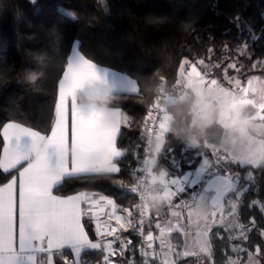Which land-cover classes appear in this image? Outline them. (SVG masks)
I'll list each match as a JSON object with an SVG mask.
<instances>
[{"label":"trees","instance_id":"16d2710c","mask_svg":"<svg viewBox=\"0 0 264 264\" xmlns=\"http://www.w3.org/2000/svg\"><path fill=\"white\" fill-rule=\"evenodd\" d=\"M67 11L73 12L75 19L64 16ZM74 41L86 58L134 78L140 92H111L113 99L107 104L120 108L132 120L130 125L121 127L117 138L124 153L118 158L120 173L68 177L54 191L66 195L96 190L114 198L119 206L134 209L135 196L120 188L118 182L134 181L128 170L141 157L138 153L145 142L142 124L161 92V83L166 94H170L167 109L171 124L185 130L180 137L169 133L166 147L173 148L171 155L185 164L194 159L195 148L190 150L187 143V135L194 127L191 113L180 119L172 113L176 108H190L194 95L187 90L184 98L171 100L178 92L176 80L181 61L220 63L230 58L241 66V75L251 74L264 61V0H0V130L7 121L42 132L49 129L58 82ZM33 71L43 75L29 85L25 76ZM78 100L87 103L84 93L78 95ZM223 133L217 123L206 130V140L218 146ZM2 145L0 135V152ZM170 159L166 152L159 156L156 171L166 168L171 176ZM230 167L240 174V182H247L244 177L248 171L253 173L238 207V220L250 225V230L247 239L241 240L233 239L222 226H214L209 233L213 264H229V257L236 253L231 247L234 243L252 254L259 247L262 253L258 258L264 261V170ZM17 172L0 169V185ZM254 200L259 205L253 204ZM154 213L157 212L152 210ZM252 220L255 226L251 225ZM85 227L90 238H94L92 223L85 220ZM130 233L132 244L121 257L126 264H140L137 239ZM63 252L71 257L69 249ZM103 255L100 250L86 249L80 259L83 263L100 264ZM55 260L56 264H63L59 255ZM194 260V255H190L177 259L176 264H195Z\"/></svg>","mask_w":264,"mask_h":264},{"label":"snow or ice","instance_id":"6c2138e0","mask_svg":"<svg viewBox=\"0 0 264 264\" xmlns=\"http://www.w3.org/2000/svg\"><path fill=\"white\" fill-rule=\"evenodd\" d=\"M30 2L35 3V0ZM64 16L75 19L71 11L64 12ZM204 63L203 60L199 61V65ZM231 67L235 68L236 65ZM180 69L177 87L187 86L201 95L207 92L218 97L226 96L232 102L233 110L247 106L253 119L264 122V86L257 88L254 85L256 78L249 79L246 85L239 79H230L229 86L225 87L218 79L209 78V73L199 71L195 63L189 67V62L185 60ZM95 83L107 82L100 75L97 64L73 47L58 82V97L49 129L42 132L21 123L9 122L0 130L3 137L0 169L4 172L18 170V177L14 176L10 182L0 186V264H56L57 255L63 264H82L81 253L86 249L100 250L104 253L103 264H114L111 257L117 254L123 256L132 244V240L122 238L120 232L134 229L144 236L147 249L153 248L156 239L160 240L163 248L166 234L179 231L187 235L194 215L197 217L196 243L199 252L210 257L208 234L214 226L224 225L226 215L235 216L239 198L247 190L238 187L240 174L234 172L230 165L264 170V140L253 141L243 134L229 136L226 133L225 139L231 147H220L205 140L194 147L197 150L194 159L185 167L179 166L171 155L174 149L166 147L172 117L166 107L165 88L161 83V92L148 109L142 124L147 137L143 163L149 179L138 180L132 185L122 180L118 182L120 188H126L140 201L135 205L140 219L135 221L128 208H120L116 200L107 195L87 191L59 195L54 191L68 177L118 174L121 171L118 158L124 153L118 146L117 138L121 127L130 125L132 120L119 109L112 108L101 127L86 132L78 127L75 119L78 111L76 92ZM130 91L139 93L138 84L133 83ZM23 137L30 139L27 147L21 144ZM39 141L48 145L45 170H41V162L36 161L33 154V145ZM200 149H210L211 158ZM165 152L171 156L169 164L173 174L170 178V172L160 167L166 169L167 177L166 186L160 190V195L168 204L172 216L176 217V222L173 224L168 221L165 227L157 221L155 227L159 229L160 235L155 237L151 230L146 235L144 233L149 207L144 202L145 193L141 185L156 183L154 174L159 167L158 157ZM198 160L201 162L194 167ZM251 178L249 173L247 179ZM197 185L201 186L200 190L191 191ZM186 191L191 203L182 200L179 204H173V198ZM225 203L229 209L227 213ZM181 207L189 209L187 225L182 223L181 213L173 211ZM121 212L126 215L119 214ZM84 217L95 221L94 239L85 230V223L82 222ZM250 223L255 226V220ZM234 226L247 239L244 234L247 227L242 224ZM117 241L120 242L119 248L113 246ZM167 247L172 250L171 245ZM64 249L71 251L72 259L64 254ZM261 253L259 247L254 254L249 253V264H261V260L256 259ZM141 255L145 257L144 264H149V257L155 258L156 254L142 248ZM178 255H197V252L187 250L186 246L183 253ZM164 264L170 262L165 261Z\"/></svg>","mask_w":264,"mask_h":264},{"label":"clouds","instance_id":"9594fccd","mask_svg":"<svg viewBox=\"0 0 264 264\" xmlns=\"http://www.w3.org/2000/svg\"><path fill=\"white\" fill-rule=\"evenodd\" d=\"M43 73L30 72L26 74L25 81L29 84H35ZM84 99L87 101V116H81L85 122H90L97 117L103 118L107 116V104L113 99L112 93L107 85L102 83H95L93 86H85L83 89ZM186 113H191V123L194 127L187 135V143L192 146H197L207 139L206 130L212 128L219 123L224 127V130L229 136L243 134L247 139L256 141L264 140V122L257 121L250 115V110L247 106L233 110L229 104L222 100H217L213 95L211 99L205 98L203 103L197 102L190 108H176L173 111V117L180 119ZM171 133L177 137L184 135L185 130L178 129L172 124L170 125ZM220 147L229 146V141L221 139L218 143ZM37 159L41 162V170L47 168V153L43 146L36 149ZM157 180L163 187L166 181L162 179L165 175L161 169L156 174ZM166 201L159 195L152 194L146 197L145 204L153 211L159 213Z\"/></svg>","mask_w":264,"mask_h":264},{"label":"rangeland","instance_id":"374dc122","mask_svg":"<svg viewBox=\"0 0 264 264\" xmlns=\"http://www.w3.org/2000/svg\"><path fill=\"white\" fill-rule=\"evenodd\" d=\"M243 50V47H239L237 49V52L241 53ZM238 53V54H239ZM187 59H182L181 61V64ZM189 67L191 64H197L198 65V70L201 71L202 73L203 72H207L209 73V78H216L218 79V81H220L225 87H228L229 84H228V81L231 79V80H235V79H239L241 81L242 84H245L247 83V81L249 79H254V85L259 88L261 86H264V61H260V66L259 68H255V70L251 73V74H247V75H241L239 73V66L236 64V61H234L233 59H230V58H224L222 59V61L220 63L218 62H212V61H204L205 63L203 65H199V60L197 61H189ZM180 64V65H181ZM235 64L236 67L233 68L231 67V65ZM241 67V66H240ZM180 66H179V69H178V74H177V79L179 78V72H180ZM243 73V71H241ZM177 81V80H176ZM178 92L177 94L173 95V98H171V100H178V99H182L186 96V94L188 93L187 90L191 91L194 95V102H193V105L196 104L199 100V98H205L207 97L208 99H211L213 97V94H209L207 92H205L203 95H201L200 93H198L197 91L193 90L192 88L190 87H181V88H178L177 89ZM170 97V94H168ZM216 97L217 100H222L224 103L226 104H229L230 107L233 109V106H232V102L229 100L228 97L224 96V97H218L216 95H214ZM200 103V102H199ZM202 104V103H201ZM227 132L224 130V137L223 139H225V134ZM228 134V133H227ZM145 143V142H144ZM144 147V145H143ZM195 146H192L190 145V150H192ZM201 151H204L206 152L209 157L211 158V151L210 149H200ZM196 152V150L194 149V153ZM143 150L141 151V153H138L140 156H142L143 154ZM141 158V157H140ZM139 158V160H140ZM190 162V161H189ZM188 162V163H189ZM201 161L198 160L197 161V165H194V167L198 166V164L200 163ZM176 163L181 166V167H185L188 163H185L183 164L181 160L179 159H176ZM231 166V165H230ZM134 166L130 167L128 172L130 173V176H132L131 172L134 171ZM143 170V169H142ZM165 173V171H164ZM249 173H251V180L253 179V173L251 171H248L246 174H245V179L247 180V182H250L251 180H248L247 179V176L249 175ZM165 176V175H164ZM134 178V177H133ZM136 181V178L134 179L133 183ZM247 182H240L239 181V184H238V187H241V188H244L246 189L247 188ZM133 183H126L127 185H132ZM201 186L200 185H197L194 189H192L191 191H198L200 190ZM244 192V191H243ZM242 192V194H243ZM242 194L239 198V202H238V206H237V210H236V213H235V216H227L226 215V218H225V222H224V225L222 226L224 229H228L227 231H229L231 233V237L233 239H241L243 240V236H241V230L239 228H236L234 225L236 224H241L240 221L238 220V213H239V203H240V200L242 198ZM184 197H183V200L185 201H188L189 203H191V198L190 196L188 195V192L186 191L185 193H183ZM182 195V196H183ZM177 201H180L179 198ZM257 202V201H256ZM175 203V201H174ZM258 204V202H257ZM259 205V204H258ZM228 206H227V203H225V213H227L228 211ZM263 212H264V208H262ZM174 211V210H173ZM175 211H179L181 213V217H182V223H184L185 225L188 224V211L189 209L188 208H185V207H182L181 209H177ZM133 216H134V210H133ZM160 217H163V213L161 212L159 214ZM168 216L171 218V214L168 213ZM152 218V217H151ZM162 220V218L160 219ZM196 222H197V217L194 215L193 216V222H192V226L190 228H187V235H185L184 233H181L179 231H173L171 232L170 234H166V244H165V247H161L162 248V251H165L167 250V253L166 251L162 252V256H165L167 257V260L170 262V264H172L173 260H174V263H176V260L177 259H184L186 258L187 256H183V255H178V253H180V250L182 249L183 251L185 250V247L187 246V250L189 251H195L197 252V255H194V257L197 259L196 262L197 264H213V261H212V257L205 253H201L199 252V245L196 243ZM150 224H151V221H150ZM220 226V225H219ZM247 227V230L245 231V235L247 236L248 233H249V230H250V225L249 226H246ZM131 230V229H130ZM132 231V230H131ZM129 232V235H124L123 238H126L127 239H130V231ZM153 232L155 234V237H156V232L154 231L153 229ZM181 236V238H180ZM208 242L210 244V241H209V234H208ZM160 244V240L158 242ZM171 244V248H172V252H173V258L168 255V252L170 251L169 248L167 247V245ZM157 245H156V240H155V244H154V251H155V258L153 260V263L154 261L156 262L157 261ZM232 249L234 250L235 253V256H231L229 257L228 261H229V264H249V253L245 247L241 244H233L231 245ZM165 249V250H163ZM170 253V252H169ZM176 255V256H175ZM161 256V257H162ZM117 257V256H116ZM184 257V258H183ZM72 255L69 259H72ZM256 259H260L258 257H256ZM261 260V259H260ZM82 262V260H81ZM121 261H114V264H121L120 263ZM82 264H87V263H83ZM100 264H103V261L102 263ZM164 264V263H163ZM261 264H264V261L261 260Z\"/></svg>","mask_w":264,"mask_h":264},{"label":"crops","instance_id":"0c3cea01","mask_svg":"<svg viewBox=\"0 0 264 264\" xmlns=\"http://www.w3.org/2000/svg\"><path fill=\"white\" fill-rule=\"evenodd\" d=\"M73 47H75L77 50H79V48H78V43H77V41H74L73 43H72V46H71V48H70V51H69V54H68V57L71 55V52H72V49H73ZM80 51V50H79ZM80 53H81V51H80ZM82 54V53H81ZM83 55V54H82ZM68 57H67V59H68ZM86 58V57H85ZM88 59V58H87ZM67 62V61H66ZM93 62V61H92ZM93 63H95V62H93ZM97 64V63H96ZM65 68H66V65H65ZM65 68H64V70H65ZM97 68H98V70H99V73H100V75L101 76H103V77H105V79H106V82L107 83H102V84H105V85H107V87L110 89V91L111 92H131L130 91V88L132 87V84L133 83H137L136 82V80L134 79V78H132V77H130L129 75H127V74H125V73H123V72H121V71H118V70H116V69H112V68H109V67H106V66H103V65H100V64H97ZM63 70V71H64ZM62 75H63V72H62ZM62 75H61V77H60V79L62 78ZM59 79V80H60ZM94 85V84H93ZM93 85H86V86H89V87H91V86H93ZM85 88V86L83 87V88H81V89H79L77 92H76V103H77V108H78V111H77V113H76V117H75V119H76V122H77V125H78V127L79 128H81L82 130H84V131H86V132H92V131H95L97 128H99V127H101L102 126V124H103V122L108 118V116H109V114H110V111L112 110V108H116V109H119L120 111H121V109L120 108H118V107H113V106H106V109H107V113H108V115L107 116H104L103 118H100V117H97V118H95V119H92L90 122H85L83 119H80L79 117H81L82 115L83 116H87L88 115V110H87V103H85V102H80L79 100H78V95L80 94V93H84L83 92V89ZM132 93V92H131ZM57 97H58V92H57ZM205 98H207V97H205ZM205 98H199V100H198V102H200V103H203V101H204V99ZM57 99V98H56ZM9 122H14V121H7V122H5L4 124H6V123H9ZM16 123H18V122H16ZM3 124V125H4ZM219 124V123H218ZM3 125H2V127H3ZM220 125V124H219ZM220 126H222V125H220ZM223 127V126H222ZM1 130H2V128H1ZM35 130V129H34ZM223 131H224V127H223ZM223 137H224V133H223V136H222V139H223ZM3 138V137H2ZM21 144L22 145H24L25 147H27L29 144H30V139L28 138V137H23L22 139H21ZM40 146H43L45 149H46V153H47V157H48V145H47V143L46 142H43V141H39V142H37V143H35L34 145H33V154H34V157H35V160L36 161H39L38 159H37V152H36V149L38 148V147H40ZM219 146V145H218ZM2 148H3V145H2ZM1 152H2V149H1ZM163 170V169H162ZM160 171V170H159ZM158 172V170L155 172V174ZM163 172H164V170H163ZM154 174V175H155ZM14 176H17L18 177V172H17V174L16 175H14ZM14 176H12L11 177V179L9 180V181H7L6 183H4V184H1L0 186H3V185H5V184H7L8 182H10L11 180H12V178L14 177ZM155 177H156V175H155ZM170 178H172V175L170 176ZM162 179L163 180H167V177H166V175L164 176H162ZM81 191H87V192H96V193H98V194H103V193H101V192H99V191H96V190H90V189H85V190H81ZM78 192H80V191H77V192H74V193H70V194H66V195H74V194H76V193H78ZM103 195H106V194H103ZM183 195V193H181L180 195H178V196H176V197H174L173 198V204H179L182 200H183V197H184V195ZM108 196V195H107ZM110 197V196H109ZM178 198H179V200L180 201H177L178 200ZM174 201H175V203H174ZM120 208H128L131 212H132V214H133V210L134 209H131V208H129V207H121V206H119ZM182 208V207H181ZM181 208H178V209H181ZM174 211L175 210H177V209H173ZM163 213V217H160L159 215H158V213H154L153 215H152V218H151V225H152V228L154 229V231L156 232V237H159V235H160V233H159V229H157L156 227H155V224H156V222L157 221H159L161 224H162V226H165V227H167V222L168 221H171L173 224H175V222H176V217H173L172 216V214H171V211L169 210V206H168V204L167 203H165L164 204V206L162 207V209H161V211L159 212V214L160 213ZM168 213H170L171 214V218L168 216ZM119 214H121V215H126L125 213H119ZM132 218H133V216H132ZM162 218V220H160ZM85 220H88V221H90L91 223H92V226H93V231H94V234H95V221L94 220H92L90 217H84L83 218V223H85ZM113 224H115V222L113 221ZM85 230H86V227H85ZM87 231V230H86ZM129 231H131L130 229H129ZM119 235L123 238V236L124 235H129V232L127 231V232H120L119 233ZM95 238V237H94ZM93 238V239H94ZM127 238V237H126ZM180 238H181V236H180ZM107 239H112V237H108ZM159 242V239H156V245H157V261L155 262V264H163L165 261H168L167 260V257H165V256H162V252H163V254H164V252L166 251V253H167V250H165V249H163V250H165V251H162V248H161V245L158 243ZM169 245H171V244H169ZM115 248H119L120 247V242L119 241H117L114 245H113ZM95 250H98V249H95ZM170 252V253H169ZM168 252V255H170L172 258H173V252L172 251H169ZM180 253H183V250L181 249L180 250ZM43 254H41V256H42ZM165 255V254H164ZM117 256V257H116ZM116 256H113V257H111V259L113 260V261H121L120 263L121 264H126V261H125V258L123 257H121L119 254H117ZM162 256V257H161ZM184 258V257H183ZM197 258V257H196ZM195 258V260H197ZM169 262V261H168ZM172 264H175L174 263V260H173V262H172Z\"/></svg>","mask_w":264,"mask_h":264},{"label":"built area","instance_id":"2783aa9c","mask_svg":"<svg viewBox=\"0 0 264 264\" xmlns=\"http://www.w3.org/2000/svg\"><path fill=\"white\" fill-rule=\"evenodd\" d=\"M164 95L167 99V103H166V107H167V104H168V101H169V97L168 95L166 94V92L164 91ZM155 102V101H154ZM153 102V103H154ZM147 146V137H146V134H145V143H144V147H143V152H144V149L146 148ZM143 160H144V155L142 154L140 160H138V162L135 164V169L133 172H131L132 176L134 177V179L136 178V181L133 183H137L138 180L140 181H143V180H146V179H149L148 175H147V171H146V166L144 165L143 163ZM143 169V170H142ZM155 180H156V183L155 184H143L141 185V187L143 188V191L145 193V199L146 197H148L149 195H152V194H156V195H160V190L162 188H164L165 186H161L160 185V182L157 180V178L155 177ZM127 190V189H126ZM128 191V190H127ZM133 194V193H132ZM135 196V204H134V216H133V219L135 221H138L140 219V216H139V210L135 208V205L137 203H140L138 197L133 194ZM145 202V201H144ZM151 211L152 209L149 208V212H148V215L147 217L145 218V224H144V233L145 235L147 234V232L149 230L152 231L153 235L155 236L154 232H153V228H152V225L150 224V221H151V217H152V214H151ZM132 232L135 234L136 236V239H137V242H136V251H137V254L140 256V264H144V260H145V257L143 255H141V249L143 248L144 250H147V251H154V244L155 242L153 243V248L152 249H147L146 248V244L144 242V236H141L136 230L134 229H131ZM155 252V251H154ZM153 260L154 258L152 257H149V264H154L153 263Z\"/></svg>","mask_w":264,"mask_h":264},{"label":"flooded vegetation","instance_id":"af4514ba","mask_svg":"<svg viewBox=\"0 0 264 264\" xmlns=\"http://www.w3.org/2000/svg\"><path fill=\"white\" fill-rule=\"evenodd\" d=\"M242 225H245V224H242ZM245 226H249V225H245ZM195 264H197L196 260H194ZM176 264V263H175Z\"/></svg>","mask_w":264,"mask_h":264}]
</instances>
